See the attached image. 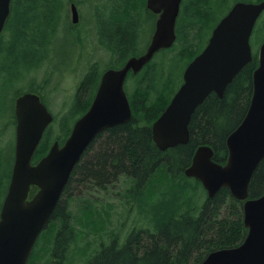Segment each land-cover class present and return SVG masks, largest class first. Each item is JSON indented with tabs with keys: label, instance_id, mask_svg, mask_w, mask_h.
<instances>
[{
	"label": "trees",
	"instance_id": "obj_1",
	"mask_svg": "<svg viewBox=\"0 0 264 264\" xmlns=\"http://www.w3.org/2000/svg\"><path fill=\"white\" fill-rule=\"evenodd\" d=\"M56 1H13L14 15L7 28L11 34L8 40L10 44L7 56L2 59L6 62L0 67V96L7 92L10 84L16 85L23 79L20 77L23 72H30L43 63L42 50L52 28L57 24ZM261 1L264 0L257 2ZM117 2L115 10L105 24L103 23L102 30L108 44L121 56L136 50L137 25L144 0ZM227 3L228 0L184 2L177 26V32L178 29L181 32L177 43L181 49L184 47L185 54H191V61L203 50L205 45L200 44L204 33L210 29L212 20ZM221 19L217 20L212 29ZM5 43L2 35L1 56ZM171 49L173 47L165 51ZM258 65L257 56L236 75L223 98L215 93L210 94L193 114L188 144L167 151H161L155 144L152 126L177 90L173 91L176 89L172 84L175 81L165 74L162 87L157 92L155 81L162 69L159 70L155 64L149 65L141 73L139 79L142 81L134 90L136 103L132 107V120L110 129L107 132L108 138L98 147V143L105 137L99 135L85 152L75 167L46 230L40 236L29 264H39L46 260L48 261L45 264H63L64 257L69 254L84 258L86 264H199L214 250L239 246L248 233L244 224L243 202L235 199L227 188H223L214 198L207 196L200 207L198 191L202 185L196 179L187 178L184 171L190 166L194 152L201 145L213 147L214 161L221 164L227 162V139L249 110L253 95V74ZM96 73L99 71L97 65L93 64L90 75L82 82L80 90L90 83ZM39 91L37 87L23 91L13 86L8 94L13 93L16 100L24 93L40 94ZM153 91L156 95L151 99ZM83 113L73 110L62 115V125L67 119L63 127L68 128L69 120L74 123ZM13 117L16 119L14 115ZM55 119L54 116V121ZM61 135L56 138L54 134L44 135L34 154L33 164H37L48 154L55 141L64 144L67 137ZM11 175L12 171L10 173V170H2L0 162V211ZM121 176L131 179L126 199L136 198L142 202L146 197L149 203L155 202L152 216L154 228H135L123 243L118 236L106 231L109 216L97 209L94 201H82L76 213L69 209L75 192H79V186H89L93 192L100 191L99 188L109 191V185L119 181ZM190 180H196L197 183ZM36 191L37 188L33 187L31 196ZM262 195L264 160L255 171L249 187L250 198ZM103 233L110 242L107 244L102 239L99 250L90 254L93 250L92 242H88L90 237Z\"/></svg>",
	"mask_w": 264,
	"mask_h": 264
},
{
	"label": "water",
	"instance_id": "obj_2",
	"mask_svg": "<svg viewBox=\"0 0 264 264\" xmlns=\"http://www.w3.org/2000/svg\"><path fill=\"white\" fill-rule=\"evenodd\" d=\"M13 0H0V36L12 13ZM183 0H147L148 8L159 15L147 51L132 57L120 70L104 73L90 109L74 124L63 145L55 141L48 154L33 164L34 154L54 115L37 93L16 98V146L12 175L0 211V264H28L38 238L46 228L72 173L98 135L133 117L125 82L128 73L138 74L161 50L177 41V21ZM264 12V1L235 3L218 22L205 49L186 67L183 83L152 126L153 140L167 151L190 140V123L196 109L215 93L223 98L236 75L253 61L251 36ZM72 5V23H79ZM259 65L253 74V95L249 110L227 139L225 164L214 161L212 146L201 145L184 171L198 180L214 198L227 188L243 202L245 240L237 247L209 253L199 264H264V195L250 198L252 177L264 160V41L258 53ZM33 187L36 193L30 197ZM50 264H58L56 262Z\"/></svg>",
	"mask_w": 264,
	"mask_h": 264
},
{
	"label": "rangeland",
	"instance_id": "obj_3",
	"mask_svg": "<svg viewBox=\"0 0 264 264\" xmlns=\"http://www.w3.org/2000/svg\"><path fill=\"white\" fill-rule=\"evenodd\" d=\"M63 1H65L64 12L61 11L60 7V3ZM115 1L116 0H70V2H78L76 4L79 6L80 10V22L78 28L72 30L69 28V26L73 25L69 1H56V9L60 10L59 14H56V33L49 35L41 54V59L46 63H42L38 68L24 74V77H21L23 79L16 83V85L10 84L7 88V92L0 96V162L3 171L10 170L11 173L15 159L16 146V119L13 117V115L15 116V95L13 93L9 95L8 91H10L13 86L16 87L17 90L22 89L23 91L31 89L32 87L39 88V95L43 98H41L43 103H45L50 112L56 117L55 121L50 125L45 134L49 133L50 136H53L54 134L55 138L62 134L61 137L66 138L67 132L73 126V121L70 119L68 128H65L63 126L66 124L67 119L62 125L61 116L69 112L67 104L73 103L72 97L75 95L76 89L83 76L88 71V68H91V65L93 64H97L99 67V73H101L104 69L113 66L112 60H110V54L100 48L98 44L99 34L97 32V17L99 13L103 11V9H100V6L102 5H104L105 12L110 15L113 10L112 5ZM185 1L186 0H184V2ZM238 1L241 0H228V3L221 9V11H218L216 17L212 20L210 29H207L203 35L200 44L201 46L206 45V42L213 31L212 28L217 20L221 19L226 13H228L229 9H231V7ZM248 1L257 2L258 0ZM11 15L5 27V31L3 32L4 41L6 43L3 45V55H0V67L6 62V60L2 59H5V56H7V49L10 44L8 40L11 38V34L7 28L10 20L13 18L14 10ZM151 23V20H149L144 25L147 32L144 37L145 42L150 38V32L152 30ZM180 33L181 32L178 29L177 41ZM263 41L264 12L259 18L251 36L252 49L259 52ZM176 43L173 45V49L159 53L153 63L157 68L162 69L159 71V78L155 81L157 92L162 87V78L165 74H168V76L175 81L172 83L174 85L173 87L176 88L173 91L175 92L178 90L183 81L184 70L191 61V54H185L184 47L181 49V46L178 47V43ZM140 50V52L144 51L143 48H140ZM78 52L81 53V55L79 54V60L76 58ZM47 61H50V63ZM53 67L54 69H52ZM132 79L133 78H131V82L129 81L127 84L128 90L130 91H133L139 83L138 79ZM32 84L35 85L29 88ZM155 95V91L151 92V99L155 98ZM13 120H15V123ZM190 181L195 184L197 183L196 180ZM186 183L192 184L190 182ZM130 186L131 179L127 176H121L119 181L114 184L111 183L109 185V191L99 188L100 191L95 190L96 192L94 193L89 186H79L78 190L80 193L78 191L75 192L74 198L69 204V209L76 213L78 212V208L81 206L80 203H82V201L86 202L87 199L94 201L96 208L101 212H104V214L107 213L109 216L110 221L107 223L106 231L109 233L113 232V234L118 236L123 243L129 233L135 228H154L152 224V216L155 202L149 203L146 200V197L143 198L142 202H139L136 198L126 199V193ZM206 197L207 192L202 186L198 191V204L200 207ZM102 239L103 242L107 244L110 242V239H108V236L104 235V233L101 235H92L90 237L88 242H92L93 248L90 254L99 250ZM47 261L48 260L39 264H45ZM63 264H86V262L84 258L78 256L74 257L69 254L64 257Z\"/></svg>",
	"mask_w": 264,
	"mask_h": 264
},
{
	"label": "flooded vegetation",
	"instance_id": "obj_4",
	"mask_svg": "<svg viewBox=\"0 0 264 264\" xmlns=\"http://www.w3.org/2000/svg\"><path fill=\"white\" fill-rule=\"evenodd\" d=\"M14 1V0H13ZM69 1V3H70V6H71V14H72V5L73 4H75L76 5V7H77V9H78V12H79V17H80V10H79V6L76 4V3H78V2H76V3H74V2H70V0H67V2ZM117 1H119V0H116L114 3H113V5H112V7H113V10H115V8H116V6L118 5V2ZM117 2V3H116ZM64 3H65V1H63V2H61L60 3V7H61V11L62 12H64ZM12 4H13V2H12ZM183 4H184V0H183V2H182V5H181V9H182V7H183ZM142 8H141V13H140V16H139V23H138V25H137V33H136V35H137V39H136V43H135V47H136V50L134 51V49L132 50V51H129V52H127V53H125V54H123V55H119L118 53H117V51L115 50V49H113L109 44H108V42L106 41V38H105V36H104V34H103V28H102V26H104L103 25V23L105 24V21L110 17L109 16V13H106L105 12V9H104V5H102V6H100V9H103V11L102 12H100L99 13V15H98V17H97V28H98V30H97V32H98V34H99V38H98V44H99V46H100V48H102V49H104L107 53H109L110 54V60H112V64H113V66H111V67H108V68H106V69H104L103 71H101V73H96L94 76H92V79H91V81H90V83L89 84H85V86H84V88H82L81 90H80V87H81V84H82V82L84 81V80H86L87 79V77L90 75V71H91V68H88V71L86 72V74L83 76V78H82V80H81V82L79 83V85H78V87H77V89H76V93H75V95L72 97V99H73V103H71V104H67L68 106V108H69V112L70 111H73V110H79V111H82V112H84L83 113V115L90 109V107H91V105H92V103H93V101H94V99H95V97H96V94H97V92H98V90H99V88H100V86H101V82H102V78H103V75H104V73L106 72V71H108V70H111V69H114V70H120V69H122L125 65H126V63H127V61L128 60H130L132 57H134V56H136V57H139V56H141V55H143L146 51H147V49H148V47H149V45H150V43H151V41H152V38H153V35H154V32H155V29H156V23H157V20H158V18H159V15L158 14H156V13H154V12H152L149 8H148V6H147V0H144V2L142 3ZM112 10V11H113ZM59 12H60V10H57L56 9V14L58 13L59 14ZM180 15H181V10H180ZM179 15V16H180ZM61 18H62V15H61ZM62 20V19H61ZM149 20H151V24H152V30H151V32H150V38H149V40H147L146 42H145V40H144V37H145V35H146V30H145V28H144V25H145V23L146 22H148ZM146 21V22H145ZM57 22V19H55V23ZM79 22H80V19H79ZM145 22V23H144ZM178 22H179V17H178V21H177V26H178ZM8 23V22H7ZM79 24V23H78ZM78 24H73V25H71V26H69V28L72 30V29H74V28H78ZM7 25V24H6ZM55 29V30H54ZM5 31V30H4ZM54 33H56V25L54 26V28H52V31H51V34H54ZM2 35H3V33H2ZM1 35V36H2ZM211 35H212V33H211ZM211 35H210V37H211ZM0 36V37H1ZM210 37H209V39H210ZM209 39H208V41H209ZM208 41H207V43H206V45L203 47V50L205 49V47L207 46V44H208ZM143 43H144V45H143ZM252 47V46H251ZM140 48L142 49L143 48V52H140L141 50H140ZM167 50V49H166ZM202 50V51H203ZM163 51H165V50H161V51H159L158 53H156L155 54V56H154V58L151 60V62L148 64V65H146L138 74H134L132 71H130L129 73H128V76H127V78H126V82H125V91H126V94H127V98H128V101H129V104H130V107H131V109H132V107L135 105V103H136V101H135V94H134V90L136 89H133V91H130V90H128V87H127V84H128V82L130 81V79L131 78H133L132 80H134L135 78L136 79H138L139 80V83L142 81V80H140L139 78H140V75H141V73L145 70V69H147L148 68V66L149 65H151V64H153L154 63V61H155V59H156V57L158 56V54L159 53H163ZM201 51V52H202ZM200 52V53H201ZM199 53V54H200ZM252 53H253V60L254 59H256L257 58V52L256 51H254L253 49H252ZM79 54L81 55V53L80 52H78L77 54H76V58H77V60H79ZM198 54V55H199ZM41 62H43V60H41ZM48 63H50V61H47ZM43 63H46V62H43ZM97 65V64H96ZM78 67V66H77ZM52 69H54V67L52 68ZM97 69H98V71H99V67H98V65H97ZM160 70V69H159ZM27 72H23L22 73V75H20V77H24V74H26ZM131 82V81H130ZM91 95V96H90ZM132 113H133V110H132ZM83 115H81V116H83ZM80 116V117H81ZM80 117H78L76 120H75V122L80 118ZM75 122L73 123V126H74V124H75ZM127 123H129V122H127ZM127 123H125V124H127ZM73 126H72V128H73ZM120 126V125H119ZM117 127V126H116ZM114 128V127H113ZM110 129H112V128H108V129H106V130H104L102 133H100L99 135H102V137L105 135V137L98 143V147L101 145V142L103 141V140H105L106 138H108L107 137V132H109V130ZM71 131H72V129H71ZM71 131H70V134H71ZM70 134L67 136V139L69 138V136H70ZM45 135V134H44ZM98 135V136H99ZM66 139V140H67ZM89 149V148H88ZM30 197H31V193H30ZM47 228V227H46ZM46 230V229H45ZM44 230V231H45ZM43 231V232H44ZM43 232H42V234H43Z\"/></svg>",
	"mask_w": 264,
	"mask_h": 264
},
{
	"label": "bare ground",
	"instance_id": "obj_5",
	"mask_svg": "<svg viewBox=\"0 0 264 264\" xmlns=\"http://www.w3.org/2000/svg\"><path fill=\"white\" fill-rule=\"evenodd\" d=\"M233 4V3H232ZM52 80V79H51ZM56 80V79H55ZM44 84V83H43ZM34 93H36V92H34ZM91 96V95H90ZM42 98V97H41ZM43 99V98H42ZM45 104V103H44ZM50 127V126H49ZM49 129V128H48ZM5 163V162H4ZM7 169H8V167H7ZM183 182V181H182ZM95 193V192H94ZM1 195V194H0ZM78 197V196H77ZM3 198V197H2ZM79 198V197H78ZM0 202H1V200H0ZM81 204V203H80ZM85 206V205H84ZM101 221H103V220H101ZM109 222V221H108ZM120 225V224H119ZM97 226V225H96ZM102 228H104V227H102ZM94 230H96V229H94ZM104 230V229H103ZM115 230H117V229H115ZM119 231V230H118ZM113 233V232H112ZM124 233V232H123ZM117 234H118V232H117ZM110 236V235H109ZM114 236V235H113ZM115 237H116V235H115ZM112 240V239H111ZM107 247V246H106Z\"/></svg>",
	"mask_w": 264,
	"mask_h": 264
}]
</instances>
